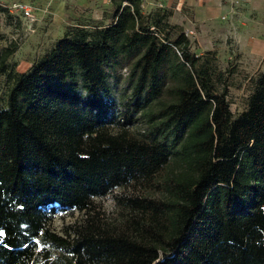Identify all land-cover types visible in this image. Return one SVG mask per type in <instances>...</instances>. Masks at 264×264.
Returning a JSON list of instances; mask_svg holds the SVG:
<instances>
[{
  "label": "trees",
  "instance_id": "16d2710c",
  "mask_svg": "<svg viewBox=\"0 0 264 264\" xmlns=\"http://www.w3.org/2000/svg\"><path fill=\"white\" fill-rule=\"evenodd\" d=\"M111 4L107 24L71 26L24 72L16 43L0 49V264H264V71L233 115L185 33L165 31L166 9ZM120 59L122 102L109 84ZM157 175L162 197L129 199L128 218L90 215L95 198ZM59 210L85 215L60 233Z\"/></svg>",
  "mask_w": 264,
  "mask_h": 264
},
{
  "label": "rangeland",
  "instance_id": "374dc122",
  "mask_svg": "<svg viewBox=\"0 0 264 264\" xmlns=\"http://www.w3.org/2000/svg\"><path fill=\"white\" fill-rule=\"evenodd\" d=\"M141 10L144 15L151 12H161L160 9H166L158 3H151L147 0H141ZM167 10V18L165 31L168 26H171V34L176 36L183 31L189 40V49L192 53L200 56L198 66L203 62L207 64L213 74L212 81L218 92L223 89L227 90V100L230 105V110L233 115L241 112L245 106L247 97L254 88V78L264 71V57L259 61L250 60L248 57H241L235 50L230 51L229 41L227 46L208 41L204 37H198L199 30L190 27L189 24L179 13ZM112 6L110 9L104 11L102 18H81L70 19L67 23L59 26L58 22L53 19H44L37 23H27L23 29L22 27H14L8 14H0V49H4L10 43H16L17 49L10 56L9 61L15 64V69L18 72L26 71L31 64L37 60L41 55L48 51L53 45L54 41L62 37L66 30L71 26L86 25L91 27L95 23L107 24L110 19ZM16 28L18 30H16ZM152 30H156L151 26ZM164 30H161V33ZM162 35V34H159ZM129 59H120L115 64L114 68L109 71V84L112 89L113 96L120 102L130 96L131 80H129ZM0 81L2 88L6 86L5 77L1 76ZM170 81H167L164 89H167ZM161 99L167 100L170 98L168 93L164 90ZM146 122L144 118L138 120L135 126L132 127V132H137L146 129ZM168 168L161 169L162 173H166ZM159 175L155 179L138 180L125 187L116 188L108 195L95 198L93 200L90 215L96 216L102 221L119 223L132 214V203L129 199L142 198L144 196H151L155 199L162 197L164 189L162 183L158 182ZM85 213L79 210L61 211L55 213L52 220V227L55 231L62 233L64 226L70 223H76L84 218Z\"/></svg>",
  "mask_w": 264,
  "mask_h": 264
},
{
  "label": "crops",
  "instance_id": "0c3cea01",
  "mask_svg": "<svg viewBox=\"0 0 264 264\" xmlns=\"http://www.w3.org/2000/svg\"><path fill=\"white\" fill-rule=\"evenodd\" d=\"M34 7L37 23L53 19L59 26L70 19L102 18L111 0H21ZM179 13L198 37L227 46L240 56L259 61L264 57V0H147ZM19 26H25L20 17ZM18 30V29H16Z\"/></svg>",
  "mask_w": 264,
  "mask_h": 264
},
{
  "label": "built area",
  "instance_id": "2783aa9c",
  "mask_svg": "<svg viewBox=\"0 0 264 264\" xmlns=\"http://www.w3.org/2000/svg\"><path fill=\"white\" fill-rule=\"evenodd\" d=\"M0 5L7 9L9 15L24 18L26 20V24L32 23L36 20L34 7L31 4L25 3L21 0H0Z\"/></svg>",
  "mask_w": 264,
  "mask_h": 264
},
{
  "label": "snow or ice",
  "instance_id": "6c2138e0",
  "mask_svg": "<svg viewBox=\"0 0 264 264\" xmlns=\"http://www.w3.org/2000/svg\"><path fill=\"white\" fill-rule=\"evenodd\" d=\"M4 235V233L2 231H0V237H2Z\"/></svg>",
  "mask_w": 264,
  "mask_h": 264
}]
</instances>
